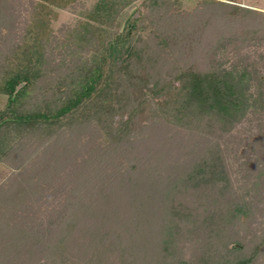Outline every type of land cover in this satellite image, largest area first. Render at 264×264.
Returning <instances> with one entry per match:
<instances>
[{"label":"trees","instance_id":"1","mask_svg":"<svg viewBox=\"0 0 264 264\" xmlns=\"http://www.w3.org/2000/svg\"><path fill=\"white\" fill-rule=\"evenodd\" d=\"M78 1L31 0L18 26V0H0V157L20 169L0 185V264H255L264 230L248 252L222 229L253 217L264 133L245 187L231 183L221 140L262 102L251 89L264 93V74L241 53L262 28L239 26L262 13L200 0L158 23L142 7L177 1L143 0L118 30L135 0H98L57 37L56 8ZM232 41L233 63L212 57Z\"/></svg>","mask_w":264,"mask_h":264},{"label":"rangeland","instance_id":"2","mask_svg":"<svg viewBox=\"0 0 264 264\" xmlns=\"http://www.w3.org/2000/svg\"><path fill=\"white\" fill-rule=\"evenodd\" d=\"M98 0H79L76 4L73 6L67 7L65 9H59L56 8L57 11V17L53 19L51 27L53 29V32L57 35V37H60L62 33H65L63 30L67 27H76L81 21H86L87 13L92 10V8L95 6L96 2ZM171 1H177L174 6H164L163 9L158 8L155 4H151L150 6L142 7L145 13H149L150 9H154L155 11L159 9L158 15L153 18L158 21V23L165 22L172 17L174 14L184 13L188 14L191 17V13L199 6L200 0H168L169 3ZM241 6L247 7L253 10H257L258 12H261L262 14H257L256 12H252L249 14H246L248 17L241 16L239 18V26L243 25L244 33L247 32L249 27L254 26L255 24L259 23V26L261 29V34L257 35V37L252 36L247 41H245V45H243L241 49V53L244 56H248L247 62L253 64L258 68V70L264 74V24H260L264 21V0H240ZM143 0H135L131 5L124 8L121 12V15L116 23L115 28L118 30H121L123 28V25L125 23V20L129 17V15L141 5ZM30 5L31 0H18L16 11H21V16H19L17 20V25L22 26L25 24L26 20H29V11H30ZM169 7V11H167L166 8ZM255 13V14H253ZM255 15V16H254ZM168 19V20H167ZM170 21V20H169ZM108 33L112 31L111 27L104 26ZM241 28V27H240ZM63 30V32H62ZM153 32V24H151L150 21H146L145 27L142 30V34L144 37H148ZM13 40V39H12ZM16 40V39H14ZM13 43V42H11ZM237 41H232L228 44L227 47L219 50L216 54L213 56L221 57V55H225L230 61V64L233 63L237 55L234 52V47L238 45ZM91 59H94L97 57L93 52L89 54ZM185 61H188V59H184ZM214 59V58H213ZM194 61V60H193ZM168 62V61H167ZM189 63V62H188ZM168 69L167 63H163L161 67V71H166ZM252 89L251 91L254 93L253 97L260 96L261 98V104L258 103L257 108H251L253 109L252 112L249 113V117L247 120H244L242 123H239L235 126V128L226 136L227 140L223 141L221 140V146L228 148H232L233 152L230 153L226 152V160L228 162L229 167V178L231 183L233 185H237V182H240L239 186L245 187L244 184L245 179L248 177V172L255 171L253 167L251 166L249 168L246 163L252 162L253 159H251L252 154L254 155V150H252V147L250 146L253 143L254 137L257 135L259 130H261L264 133V106H263V100H264V93L258 91V85H256V82H252ZM7 101L6 95H0V110L4 108ZM262 124V126H260ZM13 138V139H12ZM16 134L10 138L9 144H12L13 141H15ZM202 143V142H200ZM41 150L39 152L41 153ZM254 158V157H253ZM252 165V163H251ZM20 169L15 168L9 161H6L4 156L0 157V185H3L9 177L13 173L19 172ZM253 173V172H251ZM238 186V185H237ZM236 186V187H237ZM238 188V187H237ZM245 190V189H244ZM242 189V192L238 189V194H241L244 192ZM214 194V192H213ZM246 199L251 204L252 209V215L253 217L250 218L245 223H239L237 222L236 226L230 227L228 226L225 229H222L224 234H228L226 232H230L232 236V240H240L245 245V250L250 252L252 250V246H254V242L258 241L259 238L262 237L261 231L264 230V185L261 187L259 191H252V194L249 196H246ZM209 227H202L199 228V230L196 232L200 236V238H197L198 242H204L205 235L210 233ZM217 232L219 233V229H215L213 231V234L217 235ZM205 233V234H204ZM197 242V241H196ZM198 246V245H197ZM199 247V246H198ZM255 264H264V253L261 254V256L257 259V262Z\"/></svg>","mask_w":264,"mask_h":264},{"label":"water","instance_id":"3","mask_svg":"<svg viewBox=\"0 0 264 264\" xmlns=\"http://www.w3.org/2000/svg\"><path fill=\"white\" fill-rule=\"evenodd\" d=\"M21 87V85L19 86V88Z\"/></svg>","mask_w":264,"mask_h":264}]
</instances>
